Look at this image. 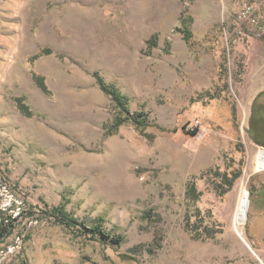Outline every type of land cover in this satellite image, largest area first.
<instances>
[{"label": "rangeland", "instance_id": "obj_1", "mask_svg": "<svg viewBox=\"0 0 264 264\" xmlns=\"http://www.w3.org/2000/svg\"><path fill=\"white\" fill-rule=\"evenodd\" d=\"M263 38L264 0H0V219L14 218L0 264H264V170L246 183L243 239L232 225L263 147L242 82ZM98 77L143 132L115 130ZM60 204L121 243L60 224L46 212Z\"/></svg>", "mask_w": 264, "mask_h": 264}, {"label": "trees", "instance_id": "obj_2", "mask_svg": "<svg viewBox=\"0 0 264 264\" xmlns=\"http://www.w3.org/2000/svg\"><path fill=\"white\" fill-rule=\"evenodd\" d=\"M191 36H192L191 32L188 30H186L183 34V37L185 40H190ZM44 52H50V51L48 49H46ZM35 78L38 82L37 84L43 90H45L46 88H45L44 82L41 79V77H39L38 75H35ZM98 82H99L100 88L106 94H109L112 96L116 106L119 108L118 115L114 120L115 130L121 124H123L125 121H131L137 129H139L141 132H143V130L149 125L148 124V118L141 112L131 111L128 107L127 97L124 94H122L116 87H114L113 85H108V84L104 83V81L102 79H100L99 77H98ZM211 97L212 98L217 97V93L211 94ZM254 106H255V100L253 101V103L251 105V112H250V116H249V120H248V124H249L248 134L250 135V138L254 143L264 147V140H260L258 138L256 131H255V129L260 127V125L263 121L255 118V116L253 114L254 113ZM263 129H264V127H263ZM190 131L194 132L195 129H192ZM142 134L144 136L152 139L153 135H151L150 133L145 132ZM250 194H251V196L253 195L252 192H250ZM199 195H200V193L196 190L195 184L193 182H189L187 184V188H186V196H185L186 200L195 201V200L199 199ZM44 206L48 207L46 203H44ZM46 212H48L51 216L56 218L57 221L60 224H63L64 226H67L69 228H75L77 226H80L81 229L89 232L93 236H101L102 235L103 238L110 240L113 244L119 245L121 243V238L117 234L105 233L100 228L101 224L98 223V224H93V225L89 226L87 223H85L83 221H79L76 217H74L73 215H71L67 212L64 204H60L58 206H53L50 209H46ZM13 219L14 218L12 217L11 214L8 215V217H6V218L0 219V233L2 230H4V228ZM98 220L103 221L102 218H98ZM188 220H189V217H186V222H188Z\"/></svg>", "mask_w": 264, "mask_h": 264}, {"label": "crops", "instance_id": "obj_3", "mask_svg": "<svg viewBox=\"0 0 264 264\" xmlns=\"http://www.w3.org/2000/svg\"><path fill=\"white\" fill-rule=\"evenodd\" d=\"M244 50L246 63L242 82L246 87L245 92L250 96L251 105L255 100L253 113L255 118L264 122V38L252 40L248 49ZM263 122L255 129L260 140H264Z\"/></svg>", "mask_w": 264, "mask_h": 264}, {"label": "bare ground", "instance_id": "obj_4", "mask_svg": "<svg viewBox=\"0 0 264 264\" xmlns=\"http://www.w3.org/2000/svg\"><path fill=\"white\" fill-rule=\"evenodd\" d=\"M262 170H264V151L261 148H257L256 150H253L249 155V158L239 180L238 201L232 219L233 228L242 239L243 235L241 227L246 221L248 208V191L246 183L251 173H253L254 171Z\"/></svg>", "mask_w": 264, "mask_h": 264}, {"label": "built area", "instance_id": "obj_5", "mask_svg": "<svg viewBox=\"0 0 264 264\" xmlns=\"http://www.w3.org/2000/svg\"><path fill=\"white\" fill-rule=\"evenodd\" d=\"M252 12V6L246 5L244 9L240 12L239 17L246 18L248 14Z\"/></svg>", "mask_w": 264, "mask_h": 264}, {"label": "water", "instance_id": "obj_6", "mask_svg": "<svg viewBox=\"0 0 264 264\" xmlns=\"http://www.w3.org/2000/svg\"><path fill=\"white\" fill-rule=\"evenodd\" d=\"M262 148V150L264 151V148L263 147H261ZM249 246V245H248ZM250 247V246H249ZM250 249L252 250V248L250 247Z\"/></svg>", "mask_w": 264, "mask_h": 264}]
</instances>
